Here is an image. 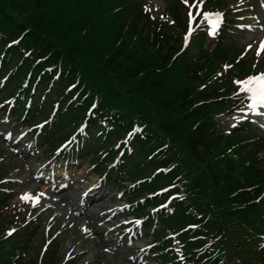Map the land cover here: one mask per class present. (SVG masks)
<instances>
[{"label": "trees", "instance_id": "obj_1", "mask_svg": "<svg viewBox=\"0 0 264 264\" xmlns=\"http://www.w3.org/2000/svg\"><path fill=\"white\" fill-rule=\"evenodd\" d=\"M185 10L180 1L170 4V27L130 0H0L2 87L12 95L20 90L21 99L28 94L22 80L35 84L37 99L24 116L29 125L42 115V94L49 106L59 103L54 124L41 135L47 141L68 118L81 119L92 101L98 105L90 123L105 121L115 140L140 127L130 144L138 166L131 180L166 168L141 192L167 187V195L184 197L159 215L176 234L156 235L164 263L264 264V160L256 157L263 139L235 131L221 136L212 122L228 109L235 76L223 65L241 73L239 52L221 46L225 32L212 51L203 32L181 51ZM167 195L145 205L157 206ZM10 216L0 201V237ZM189 225L196 227L186 230ZM20 232L26 233L0 238V264H22L16 250L25 251L28 242ZM176 249L184 262H174ZM53 257L47 252L39 264H53Z\"/></svg>", "mask_w": 264, "mask_h": 264}, {"label": "rangeland", "instance_id": "obj_2", "mask_svg": "<svg viewBox=\"0 0 264 264\" xmlns=\"http://www.w3.org/2000/svg\"><path fill=\"white\" fill-rule=\"evenodd\" d=\"M143 1L148 7V11L153 12L155 17L162 15L170 2L169 0H157L158 3L156 4L155 0H151V3H149V0ZM261 1L262 0H238L237 3L231 2V7L223 10L226 11L225 13L228 15H234L236 13L238 15V13H240V17L238 19H233L237 22V24L233 26L237 30L241 31L242 29L246 32H243L242 34L237 32L236 35L233 33V39L236 41L245 40L243 45L246 46L251 44L253 46L245 55L250 56L249 60H252L257 64L256 68L258 72L264 71V50H262L260 56L255 54V48L258 46L260 39L264 38V7L261 6ZM255 10H257V12ZM221 19L222 18H220V21ZM238 25L240 26L238 27ZM243 25H249L250 27H244ZM260 109L263 108L258 106L255 112L245 110L243 112H235L231 117L217 118V128L219 131L225 133L229 128H231L228 127L229 125H232L233 127L242 120H248L254 126L253 122L257 120V123L261 124L260 126L262 128V132L264 133V124L261 123L258 117ZM3 127V124L0 123V131ZM10 128L11 129L4 133V138H6L2 139L3 141L0 140V150L6 152L4 155L6 161L3 163V172H5V176L8 178L7 180H11L15 183L11 190L13 192L12 205L14 206L16 212L18 213L27 210V213H34V216L41 215V221L38 223L41 225V229L45 228L46 224L50 223L51 228L48 233L58 237L60 254L64 259L67 254L68 258H71L72 256L76 257V264H139L135 258L137 252H139H135V244L130 247L126 240L127 243L125 245L117 246L118 240L121 239L123 231L117 229V225L119 223L117 220H113L115 218L113 209L116 210V206L121 205L123 200L119 199L120 195L117 194L120 193H117L114 190V187L110 185H103L101 191L104 194L109 192L107 197L113 196L114 199H112L111 202L104 200L103 202L95 203L88 209L86 215L81 214L80 212L81 200H76L78 198V192H75L74 188H80V190H83L85 187H89L99 180H97L96 176L93 175L91 168L85 164L84 160L87 159L86 156L81 157V159H78L68 166L63 165V167H70L67 171L58 166H54L51 162H45L44 157L41 158L40 153H38L37 156L40 161L29 162L27 165L34 164L35 166H41L40 168H42L44 165L49 164L47 167L48 172L45 174H43V171H38L37 173L32 172L33 177H35V175H39L43 180H45L48 179L50 174L54 171L53 174L59 177V185L62 184V179L67 178L66 183H71L70 185L72 188H70V190L65 189V193L63 192V194H57L52 197L50 196V199L46 200V205L43 207L41 206L38 209L33 208L31 203H22L18 200V196L20 194L29 190V186L33 187V185H35V193L42 191L44 187L42 184L35 182L36 179L32 177L30 178V172L28 169L29 167L35 166H27L28 168L21 169L22 167L20 168L21 163L19 161L22 160V158L16 156L21 152L32 149H28V146L34 141V139L29 141L26 140L24 135H19L21 132H27L25 128L18 129V125L10 126ZM16 130L21 131L17 132ZM13 134L14 136H12ZM21 137V143L26 142V145H20L21 149H12L15 141L19 140ZM10 138H16V140L13 139V142H8ZM261 156H264V154ZM1 158L2 156H0V159ZM28 178L30 179L27 180ZM59 199L65 200L56 203ZM67 203L70 206L72 205V209L69 210ZM49 208L50 210H48ZM41 209H43V211H41ZM49 217L52 219L49 220ZM101 221H103V224H101ZM69 224L72 225V227H68L67 225ZM81 225L91 229V234L89 235L88 233L81 232ZM111 231H114V233L116 232V234L114 235ZM114 238L116 239L114 240ZM146 241L149 240L147 239ZM104 247H111L113 250L109 253H105L102 251ZM147 262L148 264H156L154 259L151 257L147 259Z\"/></svg>", "mask_w": 264, "mask_h": 264}, {"label": "snow or ice", "instance_id": "obj_3", "mask_svg": "<svg viewBox=\"0 0 264 264\" xmlns=\"http://www.w3.org/2000/svg\"><path fill=\"white\" fill-rule=\"evenodd\" d=\"M182 3H184L185 5H188L189 3V0H181ZM204 2V0H198V4L199 5H202ZM149 3H151V0H149ZM193 3H197V0H193ZM262 7H264V2H262L261 4ZM155 7V6H153ZM196 11H199V6H197V8L195 9ZM144 11H148V7L147 5L144 6ZM222 16V13L220 12H203V17L208 21L209 25H211V27L208 29V35H212L213 34V30L216 28L218 22L220 21V18ZM163 19H166V17H162ZM194 20V16H193V8L192 7H189L188 9V13H187V24H188V27H187V30L184 32V35H183V44L184 45H187L188 42H189V37L190 35L192 34V31H193V28H192V22ZM168 23H173V21L171 20H168ZM240 25H238L239 27ZM244 27H250L249 25H243ZM13 43H15L16 41H12ZM253 46L251 44L249 45H246L244 47V50L242 51L241 53V56L245 55L249 49H251ZM183 50V49H182ZM262 50H264V38L260 39L259 43H258V46L255 48V54L257 56H260L261 53H262ZM24 55H28L27 52L24 53ZM223 68L225 71H227L228 69L232 68V65H229V64H225L223 65ZM253 68H255V64H253ZM221 73H217L216 75L219 76ZM232 83L234 85H237V91H234L232 93L233 96H236L238 97V94L239 93H244L245 94V99L244 100H241L240 101V108L237 109L238 112H243L245 110H248V111H251V112H255L257 107H261V108H264V71L262 72H258V73H254V74H248L246 75L244 78H240V79H237V78H233L232 80ZM77 85L75 84H70L68 86V89H75ZM201 87H203V85H201ZM76 97H73V100H75ZM246 102V103H245ZM4 104H10V100H5L4 101ZM98 105V102L97 101H92L90 103V107L86 109L85 111V118L87 119L88 117V114L92 112L93 109H95ZM56 111V108L54 107L53 108V112ZM49 119H53L52 116L49 117ZM235 119V118H234ZM44 123H47V121H45ZM101 124H104L105 121L101 120L100 121ZM34 127L36 128H41L42 125L41 124H36L34 125ZM228 127H232V125H229ZM87 129H86V126L84 123H80L78 127L75 128L74 132L67 138L65 139L60 145L58 148L55 149V151L57 153H59L62 149L66 148L67 146L70 145V143L74 140V139H78L79 137L77 136V134L79 133H82V132H86ZM141 129L140 127L138 126H133L132 130L130 132L127 133L128 136H131L133 132H140ZM20 136H23L24 133L21 132L19 134ZM117 148H120V145H116ZM128 151L130 152L131 149L128 148ZM157 151H159V149H157ZM116 161H113V164H115ZM109 167H112V165H109ZM163 171L162 169H159L157 168L156 169V172H161ZM105 179V177L101 176L99 178V180L92 184L91 187H88V188H85L83 190H80V193H79V196H85V195H88L92 189L94 188H97L99 187V182L101 180ZM137 183H139V181H137ZM131 187V186H129ZM169 187H173L172 185H169ZM159 192L161 193H167L168 192V188L167 187H162L159 189ZM159 193H153V195H158ZM117 195H120V194H117ZM45 196V193L43 191H40L38 193H30L28 191H25L23 192L22 194H20L18 196V200L22 203H31L33 205V207L35 208L41 201V198H43ZM180 199V200H183L184 197L182 195H180L179 193H176L175 194V197L172 196V195H169L168 196V199L169 200H172V199ZM79 199V197H78ZM166 205L165 204H161L159 205V207H165ZM47 207V206H45ZM123 208H127L128 205L127 204H124L122 205ZM157 209L156 208H153L151 209L152 212H155ZM41 211H43V209H41ZM168 211L171 212L172 209L171 208H168ZM34 217H32L31 215H28L26 216L24 222L22 224L19 225L20 228H23L25 227L30 220H32ZM52 218L49 217V220H51ZM124 223H127V221H123ZM134 223L136 225H140L141 224V220L139 219H136L134 221ZM101 224H103V221H101ZM68 227H72V225H67ZM63 227V225H62ZM189 227H196V225H189ZM51 228V224L48 223L46 224L45 228H44V231H45V234L48 233L49 229ZM19 229L16 228V227H9L7 228L4 233H3V237H0V238H8L10 236H12L13 233L17 232ZM183 230V229H182ZM124 231L126 232L127 229H124ZM81 232L83 233H88L89 235L91 234V229L85 227L84 225H81ZM172 236H175L176 234L175 233H172L171 234ZM49 239L47 238V235H46V238H45V242H44V248L41 249V251H44L47 247V244L49 243ZM146 247L147 248H152L153 245L152 244H146ZM113 249L111 247H104L102 249L103 252L105 253H109L111 252ZM141 251H143V249H141ZM177 251V255L179 256V249H176ZM68 256L66 254L65 256V259H67ZM181 260H183V257L180 256L179 257ZM130 259V257H129Z\"/></svg>", "mask_w": 264, "mask_h": 264}, {"label": "bare ground", "instance_id": "obj_4", "mask_svg": "<svg viewBox=\"0 0 264 264\" xmlns=\"http://www.w3.org/2000/svg\"><path fill=\"white\" fill-rule=\"evenodd\" d=\"M155 3H156V4L158 3L157 0H155ZM31 189H32V191H33V193H34V187H32ZM62 189H63V188H62Z\"/></svg>", "mask_w": 264, "mask_h": 264}]
</instances>
